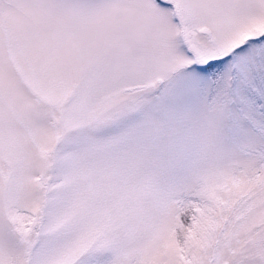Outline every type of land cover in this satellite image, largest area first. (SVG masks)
<instances>
[{
    "label": "snow or ice",
    "instance_id": "6c2138e0",
    "mask_svg": "<svg viewBox=\"0 0 264 264\" xmlns=\"http://www.w3.org/2000/svg\"><path fill=\"white\" fill-rule=\"evenodd\" d=\"M0 264H264V0H0Z\"/></svg>",
    "mask_w": 264,
    "mask_h": 264
}]
</instances>
